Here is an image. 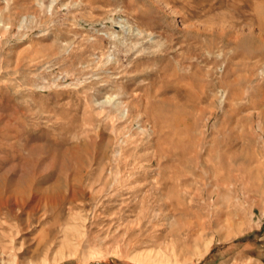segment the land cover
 <instances>
[{
	"label": "rangeland",
	"instance_id": "374dc122",
	"mask_svg": "<svg viewBox=\"0 0 264 264\" xmlns=\"http://www.w3.org/2000/svg\"><path fill=\"white\" fill-rule=\"evenodd\" d=\"M0 248L264 264V0H0Z\"/></svg>",
	"mask_w": 264,
	"mask_h": 264
},
{
	"label": "bare ground",
	"instance_id": "6f19581e",
	"mask_svg": "<svg viewBox=\"0 0 264 264\" xmlns=\"http://www.w3.org/2000/svg\"><path fill=\"white\" fill-rule=\"evenodd\" d=\"M217 164V163H216ZM216 166V165H215ZM219 167V166H218ZM214 169V168H213ZM213 172V171H212ZM26 185V184H25ZM28 187V186H27ZM23 188V187H22ZM17 191V190H16ZM32 192V191H31ZM14 194V193H12ZM31 194V193H30ZM15 195V194H14ZM10 196V195H9ZM21 196V195H20ZM26 196H27V192H26ZM30 196V195H29ZM3 197V196H2ZM23 199V198H22ZM29 199V198H28ZM13 206V205H12ZM22 206V205H21ZM24 208V207H23ZM11 209V207H10ZM21 210V209H20ZM26 210V209H25ZM15 212V211H14ZM17 215V214H16ZM12 240V239H11ZM2 246H5V245H2ZM4 248V247H3ZM8 248V247H7ZM1 249V248H0ZM3 250V249H2ZM2 253V252H1ZM4 253V252H3Z\"/></svg>",
	"mask_w": 264,
	"mask_h": 264
}]
</instances>
